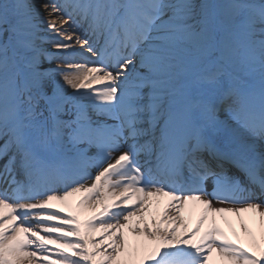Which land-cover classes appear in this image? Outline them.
Masks as SVG:
<instances>
[{
  "label": "snow or ice",
  "instance_id": "6c2138e0",
  "mask_svg": "<svg viewBox=\"0 0 264 264\" xmlns=\"http://www.w3.org/2000/svg\"><path fill=\"white\" fill-rule=\"evenodd\" d=\"M214 252L264 264V0H0V264Z\"/></svg>",
  "mask_w": 264,
  "mask_h": 264
},
{
  "label": "bare ground",
  "instance_id": "6f19581e",
  "mask_svg": "<svg viewBox=\"0 0 264 264\" xmlns=\"http://www.w3.org/2000/svg\"><path fill=\"white\" fill-rule=\"evenodd\" d=\"M244 216V218L247 220L251 217H255V213H244L242 214ZM258 219V217H256ZM195 220L196 217L193 216L191 221L189 222V226H194L195 224ZM217 222L219 223L220 227L223 228L225 230V232H227L229 234V236H232V228H235L236 232H240V228H239V220L238 218L234 215V214H226V219L219 217L217 218ZM229 222L231 223V227L229 226ZM252 227L255 230V225L253 224ZM233 239H235L236 237L232 236ZM241 241L245 243V245L247 246V240L243 237V235L241 234ZM211 264H220V259L217 256V254L214 252L212 254V259H211Z\"/></svg>",
  "mask_w": 264,
  "mask_h": 264
},
{
  "label": "rangeland",
  "instance_id": "374dc122",
  "mask_svg": "<svg viewBox=\"0 0 264 264\" xmlns=\"http://www.w3.org/2000/svg\"><path fill=\"white\" fill-rule=\"evenodd\" d=\"M87 215H88V213H87V212H86V213H84V214H82V215H81V220L85 219V218L87 217Z\"/></svg>",
  "mask_w": 264,
  "mask_h": 264
}]
</instances>
